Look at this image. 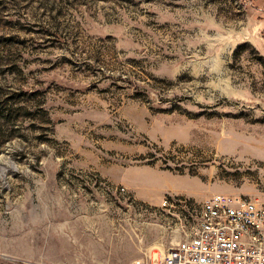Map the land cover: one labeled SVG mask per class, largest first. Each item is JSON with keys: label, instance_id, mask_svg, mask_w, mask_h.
<instances>
[{"label": "rangeland", "instance_id": "374dc122", "mask_svg": "<svg viewBox=\"0 0 264 264\" xmlns=\"http://www.w3.org/2000/svg\"><path fill=\"white\" fill-rule=\"evenodd\" d=\"M215 194L264 196V0H0V264H161Z\"/></svg>", "mask_w": 264, "mask_h": 264}, {"label": "built area", "instance_id": "2783aa9c", "mask_svg": "<svg viewBox=\"0 0 264 264\" xmlns=\"http://www.w3.org/2000/svg\"><path fill=\"white\" fill-rule=\"evenodd\" d=\"M161 264H264V196L215 194Z\"/></svg>", "mask_w": 264, "mask_h": 264}]
</instances>
